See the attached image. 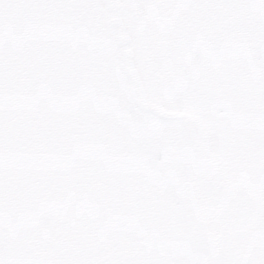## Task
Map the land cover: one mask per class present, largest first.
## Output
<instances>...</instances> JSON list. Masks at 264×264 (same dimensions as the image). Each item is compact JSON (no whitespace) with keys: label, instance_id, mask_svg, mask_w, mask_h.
Masks as SVG:
<instances>
[{"label":"snow or ice","instance_id":"obj_1","mask_svg":"<svg viewBox=\"0 0 264 264\" xmlns=\"http://www.w3.org/2000/svg\"><path fill=\"white\" fill-rule=\"evenodd\" d=\"M0 264H264V0H0Z\"/></svg>","mask_w":264,"mask_h":264}]
</instances>
